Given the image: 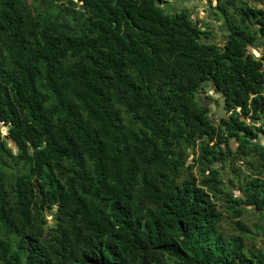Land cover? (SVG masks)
<instances>
[{
  "label": "trees",
  "instance_id": "16d2710c",
  "mask_svg": "<svg viewBox=\"0 0 264 264\" xmlns=\"http://www.w3.org/2000/svg\"><path fill=\"white\" fill-rule=\"evenodd\" d=\"M59 1L0 0V264H261L216 211L262 209L260 172L237 199L213 167L264 163V54L245 55L264 11L217 0V47L164 0ZM204 85L229 113L216 124ZM192 164L212 171L180 179Z\"/></svg>",
  "mask_w": 264,
  "mask_h": 264
},
{
  "label": "rangeland",
  "instance_id": "374dc122",
  "mask_svg": "<svg viewBox=\"0 0 264 264\" xmlns=\"http://www.w3.org/2000/svg\"><path fill=\"white\" fill-rule=\"evenodd\" d=\"M76 2V0H72ZM251 2V1H250ZM249 2V3H250ZM59 3L65 7L70 8V5L66 0H60ZM214 0H164L161 4V8L165 12H175L183 9L187 12L189 19L192 21L199 22L204 29L208 32V37L203 42L212 43L215 46H221L225 41L224 27L222 21L218 18L213 17V6ZM264 10V5L259 6ZM202 27V28H203ZM252 51L257 53L254 58L264 54V40H258L251 47ZM250 52L253 55V52ZM197 100L199 103L206 105H213L214 108L218 106V96L213 92V89L208 86H202L198 91ZM225 109V105H224ZM226 110V109H225ZM236 112H239L236 109ZM209 117L216 124L217 120L214 118V113L209 111ZM229 117V113L226 110L224 118ZM245 120V119H244ZM246 123V120H245ZM0 135L4 136V129H0ZM261 137L257 136L256 140H260ZM7 142V146L10 148L12 153H15L14 147ZM232 142V141H231ZM197 144V143H196ZM235 145L231 147V151H234ZM195 157L194 149H188L186 151L188 157L186 158L185 166L191 164V153ZM189 168V167H188ZM215 168L218 174L222 177L224 186L220 188L221 192H229L232 198H243L244 196L241 191L243 183L253 178L256 172H260L258 179L264 182V163L260 162L253 154H232L228 155L221 163L216 164ZM212 171L211 167L206 168L203 173L200 172L198 165L192 164L190 169L187 171L180 172L181 178L193 177L196 182L201 179L207 178ZM10 172L9 166H5V173ZM204 177V178H203ZM219 201L216 202V211L220 213L221 217L217 223V230L222 234L224 238L239 237L244 244V248L247 254H253L258 257L261 264H264V207L256 210L254 207L240 206L239 216L235 217L229 210L228 204L225 203V199L219 196ZM54 210L49 212L43 211L44 218L46 220L45 227L52 226ZM236 223H239L245 232H242L237 228Z\"/></svg>",
  "mask_w": 264,
  "mask_h": 264
},
{
  "label": "flooded vegetation",
  "instance_id": "af4514ba",
  "mask_svg": "<svg viewBox=\"0 0 264 264\" xmlns=\"http://www.w3.org/2000/svg\"><path fill=\"white\" fill-rule=\"evenodd\" d=\"M225 1H232L233 2V4H234V6H231V5H229V8L228 9H230V11L232 12H235V10L236 9H238V8H240V7H250V8H254V9H260V10H262V8H259V6H263L264 5V3H261V2H259V1H256V0H225ZM251 1V2H250ZM250 2V3H249ZM217 3H218V1L217 0H214V4H213V6H212V8H213V17H215V18H218L220 21H222V24H223V27H224V30H225V32H224V37H225V41L223 42V43H225L226 42V35H227V28L225 27V21H224V19L222 18V16L221 15H219L218 13H217V11L215 10L216 9V7H217ZM180 10H183V9H180ZM180 10H178V11H180ZM264 11V10H263ZM171 13H173V12H171ZM187 13V12H186ZM187 17H188V19H189V16H188V14H187ZM190 21H192L191 19H189ZM195 25H196V27L199 29V31L200 32H207V30L206 29H204V27L199 23V22H196V21H192ZM203 27V28H202ZM255 31V28H251V32H254ZM207 37H208V32H207ZM206 37V38H207ZM206 38H204L203 37V35H201L200 37H199V39H198V41L199 42H201V43H204L203 42V40L205 41L206 40ZM264 40V37L262 38L260 35H259V33L258 32H256L255 33V35H254V41L251 43V45H249L248 47H247V52L245 53V55H250V56H252V58L253 59H259V57L261 56V55H263V54H261V55H259L257 58H254V56H256L257 55V53L255 52V51H252L251 50V47L254 45V43L255 42H257L258 40ZM222 43V44H223ZM222 44H221V46H222ZM220 46V47H221ZM217 47H219V46H217ZM253 52V55L250 53V52ZM262 68H264V65L262 66ZM204 86H208V85H204ZM208 87H210V86H208ZM211 89H213V88H211ZM213 92H214V94H215V92H217V91H215L214 89H213ZM220 93V92H219ZM216 95V94H215ZM249 97H250V95H249ZM252 97H253V95H252ZM251 98V97H250ZM223 100H224V98H223ZM219 103V102H218ZM209 107V106H208ZM247 122H246V124L247 125H250L251 123H250V121L248 120V119H245ZM244 120V121H245Z\"/></svg>",
  "mask_w": 264,
  "mask_h": 264
},
{
  "label": "water",
  "instance_id": "95a60500",
  "mask_svg": "<svg viewBox=\"0 0 264 264\" xmlns=\"http://www.w3.org/2000/svg\"><path fill=\"white\" fill-rule=\"evenodd\" d=\"M215 94H216V96H218V102H219L218 106H217V108H214L213 105H209V107H208L209 111L211 113H214V118L216 120L224 119V116L226 115V110L224 109L223 96L219 92H215ZM250 97H252L251 94H250Z\"/></svg>",
  "mask_w": 264,
  "mask_h": 264
},
{
  "label": "built area",
  "instance_id": "2783aa9c",
  "mask_svg": "<svg viewBox=\"0 0 264 264\" xmlns=\"http://www.w3.org/2000/svg\"><path fill=\"white\" fill-rule=\"evenodd\" d=\"M247 122V121H246ZM253 127L255 128H260L261 130L264 131V118H261L259 121H256L254 124H252ZM259 136L261 138H263V136L261 134H259Z\"/></svg>",
  "mask_w": 264,
  "mask_h": 264
}]
</instances>
